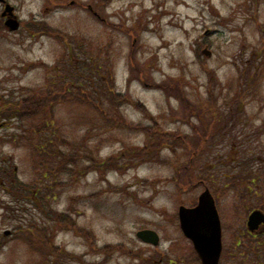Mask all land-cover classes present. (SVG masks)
I'll use <instances>...</instances> for the list:
<instances>
[{
    "label": "rangeland",
    "instance_id": "1",
    "mask_svg": "<svg viewBox=\"0 0 264 264\" xmlns=\"http://www.w3.org/2000/svg\"><path fill=\"white\" fill-rule=\"evenodd\" d=\"M4 1L20 27L10 33L0 18V98L18 100L30 90L51 88L58 101L30 121L0 123V264H46L48 259L49 264H199L180 232L177 209L194 207L205 188L226 230L244 224L241 206L248 201L239 206L224 188L229 177L232 186H242L238 178L246 177L234 172L235 149L245 137L241 158L261 169L259 174L264 171V0ZM2 11L0 5V15ZM80 43L87 56L102 57L115 92L142 105L161 126L160 136L192 137L193 127L201 126L200 119L183 111L179 96L171 95L177 91L172 85H178L191 106L206 103L208 87L216 98H230L243 85L246 126L234 121L233 127L234 102H219L227 113L225 128L212 134L230 137L225 142L215 138L214 146L206 148L217 167V186L211 188L221 191L218 197L197 177L204 162L195 165L199 172L192 175L199 184L193 190L176 189V170L189 160L182 151L175 156L161 150L154 160L123 171L105 165L86 171L111 156H121L118 166L131 163L122 154L142 148L144 136L121 125L153 123L132 107L103 103L109 121L121 122L113 127L74 100L76 84L91 88L90 76L95 82L93 62L81 65L85 56L77 51V62H69L70 46L76 50ZM202 118L205 124L212 122L208 114ZM46 122L51 136L43 154L38 147L42 141L29 129ZM258 184L263 188L264 180ZM142 230L155 232L159 244L139 241L135 235ZM226 233L221 264H228ZM118 246L138 259L112 251Z\"/></svg>",
    "mask_w": 264,
    "mask_h": 264
},
{
    "label": "trees",
    "instance_id": "2",
    "mask_svg": "<svg viewBox=\"0 0 264 264\" xmlns=\"http://www.w3.org/2000/svg\"><path fill=\"white\" fill-rule=\"evenodd\" d=\"M76 47L77 48L75 50L73 48V45L70 46V49L68 52L69 62H73L74 60L75 62H77L76 57H75V52L77 51L79 55L85 56L84 58L85 62L82 61L81 65L85 66L86 60L88 63L93 62L91 66L95 70L94 71L95 72V79H94L95 82H92V79L89 80L90 78H92L91 76L87 78L88 84L90 83L93 84L91 88L84 87L83 85L81 86L80 83L78 85L76 84V86L74 87L77 93V95H75L74 97V100H76L78 104H81L87 107L89 111L91 110L94 114L98 115V117L104 119L105 121L108 120L109 124L112 125L113 127L118 125V124H115L116 122H119V123L121 122L115 120L114 124H112L113 121H109L110 119L107 117L106 112L102 107L103 103H106V102L109 103L110 107L117 106V105H120V106L127 105L135 109V111L142 112L145 118L152 120V123H153L152 127H147L143 125H130L122 121L124 122V124L121 125L123 128L127 130H133L136 133H140L141 135L144 136V144L142 148H137V149L127 148L124 150L122 154V156L132 160L131 163L127 165H123V166H118L116 161L121 156H117V157L111 156L104 160H100L98 163L94 162L93 163L94 166H92L91 168H88L86 171L89 172V171L98 170L99 166H103V165H105L106 168L115 169V170H119L120 169L119 167H121L122 170H119V171H123L125 167L127 166L136 167L139 164L154 160L156 157L160 155L161 150H167L169 153L175 156L178 155L177 154L178 151L179 152L182 151V155H188L189 160L187 161V163L180 166L176 170L177 176L173 179V183L175 184L176 189L178 191H182L185 193H188L191 190H193V188L199 184L196 181L197 179L193 177L192 175L194 172L198 171L195 165L201 166V163L204 162L206 165L205 167L209 166V169L204 170L205 167L201 166L203 170L200 169V175L197 177L198 178L200 177L199 180L200 181L203 180L204 183H206L205 185L209 186L211 192L215 194L216 197H218L217 192H221V191L215 190L217 189L216 187L215 189L211 188V186H217V182L215 183V181H213L214 180L213 178L216 175V171L214 169H216L217 167L214 162L211 163V160L213 158L210 157V154L209 155L207 154L206 148L207 146L208 147L214 146L216 141H212V140H214L215 138L219 139L220 141L225 142L230 137L226 135L225 133L220 134L222 136H217L215 134H212L213 131L224 132L223 129L225 128V126L223 125L224 124L223 121L226 120L225 115L227 113L224 112V109L222 108L225 105L227 106L230 102H234L236 105L235 114L233 116V119L235 118L236 119L233 120L232 122L234 124L233 127L246 126L247 124L246 120L242 119L244 118L243 114H244V105H245L244 100H242L244 98L243 97L244 94L242 91L243 85L242 87L239 86L237 90L235 89L233 92V95L230 98L228 97H222V98L217 97L216 98V96L213 94L211 90H209V87H208L207 88L208 98L206 101L205 100L204 101L206 103L208 102V104L210 105L209 109L207 108L205 109L206 103L204 104L203 101L200 102V104L198 105L191 106V103L188 104V102L184 100V96L181 95L182 94L181 91H178L179 90L177 87L178 85L177 84L175 86L172 85V89L177 90V91L172 92L171 95H173L174 97L179 96V100L183 107V111H186L190 113L191 115H194L197 119H200L199 121L202 127L200 126L199 127L200 129H196L193 127L195 134L192 137L183 136V137H180L179 139H176L177 137L171 136L169 134L168 135L162 134L163 136H160L159 131L161 130L160 129L161 126L157 123V121L154 118H151L149 116V114L146 112V110L144 109L142 105H140L137 102L132 101L128 97H125V96L121 97L118 93L115 92L111 73L109 72L107 66L103 64L102 57L101 56L93 57L91 55L87 56L83 43L77 44ZM261 53H263V51L256 52L257 56L261 55ZM79 55L77 56L79 57ZM99 62H100L101 67L99 65ZM45 70L49 71L48 68H45ZM253 75L254 74H252L250 79L254 77ZM212 76L213 75H211V77ZM96 78L98 79V81L96 80ZM95 83L100 84V87L95 85ZM211 84L212 82H210V85ZM72 87H73V84H71V88ZM158 87L162 88L163 86L162 85L157 86V88ZM49 90L43 93H36L30 90L28 91L27 96L21 97L18 100L17 99L15 100L14 97L12 98L9 97L8 100H5L4 97L3 98L1 97L0 100L2 103L0 104V111H5V113H2L3 115L0 118V123L6 120L19 121L23 123L25 121H30L31 119H34L40 116L41 114L45 113L46 110H49V107L51 104H55L58 101V98H57L58 92L57 91L50 92ZM63 91L65 92L67 91V89L65 88ZM221 101L225 102L223 103L224 105L219 104V102ZM207 114H208V117L210 118L209 120H212V122L205 124L204 119L202 117H204ZM239 114H242V116H240ZM234 121H236V126H235ZM242 122H243V125H240L242 124ZM50 125L48 122H46L39 129L38 128L29 129V132L31 133L34 132L35 135L39 136L38 139L42 141L43 146L40 144L38 147L41 148V150L43 151L41 153L43 154L48 149L47 148L45 151L43 150V148L48 147L50 145V136H51L49 132L50 127H51ZM22 130H24L23 133L25 134V129H22ZM237 135L238 137H241L239 136L240 134H237ZM186 139H188L189 142ZM236 139L237 138L234 137L232 141ZM244 139L246 140L247 137H245ZM245 140L243 142L245 144H248V142ZM242 141H239V145H237V148L235 149L236 165L234 168V172L239 173L240 176L261 177L264 174V171L261 172V174H259L261 169L255 170V168H253L251 164L249 165V162L247 160H245L244 158H241L240 147L243 145ZM232 145L236 146L234 142L232 143ZM97 165L99 166L96 167ZM213 165H215V167L213 168V170H210V168H212ZM203 173H206L204 177H203ZM45 174H47V168H45ZM221 177L226 178L228 176L222 173ZM220 183L224 185L222 181H220ZM115 190L118 191L119 189H115ZM59 225L61 226L62 223L59 222ZM116 250H121L125 252L126 255L130 256L131 259H138L137 256H135V254L132 251H127L121 246L113 247L112 251H116ZM48 256H49V253L45 254V259H47ZM48 260L45 261L46 264L50 263V262L48 263Z\"/></svg>",
    "mask_w": 264,
    "mask_h": 264
},
{
    "label": "water",
    "instance_id": "3",
    "mask_svg": "<svg viewBox=\"0 0 264 264\" xmlns=\"http://www.w3.org/2000/svg\"><path fill=\"white\" fill-rule=\"evenodd\" d=\"M4 4V0H0ZM13 8L5 5L1 17H8L4 27L10 31L18 30L19 23L13 15ZM207 57L210 52L204 50ZM179 229L183 237L188 240L197 255L200 264H219L222 250L221 225L219 215L215 206L214 198L208 189L197 198L196 205L192 208L179 206L177 209ZM264 223V215L260 212H253L247 221V229L253 232ZM136 238L144 244L156 247L159 244L158 235L150 230H142L136 233Z\"/></svg>",
    "mask_w": 264,
    "mask_h": 264
},
{
    "label": "flooded vegetation",
    "instance_id": "4",
    "mask_svg": "<svg viewBox=\"0 0 264 264\" xmlns=\"http://www.w3.org/2000/svg\"><path fill=\"white\" fill-rule=\"evenodd\" d=\"M1 6L3 7V5ZM97 18L101 20L99 17ZM5 19H3V22L5 21ZM228 179L230 180V182L225 185V194H233L236 201L235 203H237L238 205L244 204L245 201H249L247 204H244V206L239 205L245 210V213L247 215L244 224L240 225L242 226L241 228L240 226L238 227L237 224L235 225V228H233V230L228 228L227 230H230L228 233V231L224 228L223 223H221L222 221L220 220L222 251L219 259V264H221V259H223L222 255L224 253L225 247L224 230L225 232H227L226 234H228L226 236V241L229 240L228 246L226 248L228 264H264V223L259 225L253 232H249L247 229L248 218L253 212H260L262 215H264V187L261 188L258 184L259 182L264 180V178L262 179V177L250 176L240 177L238 178V180L239 182H242V186L236 184H233L234 186H232L231 181H233L234 178L229 177ZM246 205L248 206L245 207ZM232 240L233 246H231L230 243L232 242Z\"/></svg>",
    "mask_w": 264,
    "mask_h": 264
}]
</instances>
